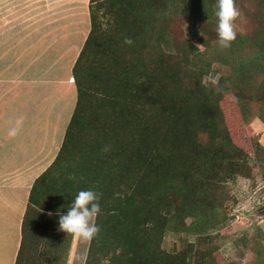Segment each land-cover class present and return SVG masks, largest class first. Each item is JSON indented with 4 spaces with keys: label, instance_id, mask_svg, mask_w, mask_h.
Segmentation results:
<instances>
[{
    "label": "trees",
    "instance_id": "obj_1",
    "mask_svg": "<svg viewBox=\"0 0 264 264\" xmlns=\"http://www.w3.org/2000/svg\"><path fill=\"white\" fill-rule=\"evenodd\" d=\"M235 3L237 38L221 48L217 0H90L76 106L29 196L66 213L79 191L100 194L86 264H218L232 185L256 168L264 182V147L237 139L239 122L264 124V0ZM169 234L182 248L163 247Z\"/></svg>",
    "mask_w": 264,
    "mask_h": 264
},
{
    "label": "crops",
    "instance_id": "obj_2",
    "mask_svg": "<svg viewBox=\"0 0 264 264\" xmlns=\"http://www.w3.org/2000/svg\"><path fill=\"white\" fill-rule=\"evenodd\" d=\"M38 45L30 51L36 57L32 65H20L24 77L17 95L0 96V264H80L77 257L85 251L88 256L90 242L61 231L56 213L50 217L29 204L35 181L60 151L76 106L72 69L79 52L72 45L60 53ZM55 54L62 56L61 65L52 64Z\"/></svg>",
    "mask_w": 264,
    "mask_h": 264
},
{
    "label": "rangeland",
    "instance_id": "obj_3",
    "mask_svg": "<svg viewBox=\"0 0 264 264\" xmlns=\"http://www.w3.org/2000/svg\"><path fill=\"white\" fill-rule=\"evenodd\" d=\"M89 2L90 0H0V96L17 95L18 81L24 77L20 65L22 68L32 65L36 57L30 51L37 44L59 53L72 45L73 50L80 53L91 28ZM184 32L186 37L198 44L195 29L187 25ZM50 56L52 64L60 63L62 56ZM218 72L220 73L211 81L217 82L220 74H226L227 69L221 67ZM228 100L227 109L236 113V100ZM238 128L237 139L248 150H252L256 143L264 147V124L259 119L254 118L249 123L241 121ZM231 195L235 199L229 214L231 221L221 230V234L228 238L220 244L217 262L257 264V252H264V182L260 171L254 169L251 179L238 178L232 185ZM180 239L177 235L169 234L163 247L168 251L182 248Z\"/></svg>",
    "mask_w": 264,
    "mask_h": 264
},
{
    "label": "clouds",
    "instance_id": "obj_4",
    "mask_svg": "<svg viewBox=\"0 0 264 264\" xmlns=\"http://www.w3.org/2000/svg\"><path fill=\"white\" fill-rule=\"evenodd\" d=\"M215 15L217 17V36L218 44L221 48H229L231 43L237 38L234 22L240 16V11L236 6L235 0H217ZM125 44L131 45V39L126 38ZM204 45L197 44L196 47L201 50ZM20 121L17 122L19 125ZM18 128L10 129L9 134L15 136ZM70 179L75 176L70 175ZM100 194L92 190H81L75 196L73 202L68 206L66 213L58 211L59 229L75 238L90 242L99 232L100 227L96 223V217L101 213ZM51 217L53 213L49 212ZM77 260L80 264H85L87 252L81 253Z\"/></svg>",
    "mask_w": 264,
    "mask_h": 264
}]
</instances>
